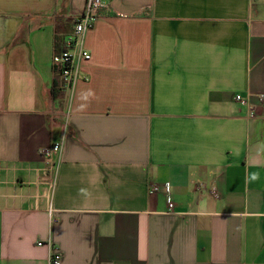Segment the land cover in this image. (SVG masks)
Listing matches in <instances>:
<instances>
[{"label":"crops","instance_id":"1","mask_svg":"<svg viewBox=\"0 0 264 264\" xmlns=\"http://www.w3.org/2000/svg\"><path fill=\"white\" fill-rule=\"evenodd\" d=\"M85 5L0 0V264H264V0H108L65 91Z\"/></svg>","mask_w":264,"mask_h":264},{"label":"built area","instance_id":"2","mask_svg":"<svg viewBox=\"0 0 264 264\" xmlns=\"http://www.w3.org/2000/svg\"><path fill=\"white\" fill-rule=\"evenodd\" d=\"M108 0H86L84 12L75 17L73 21V29L67 34L63 41V50L55 52L52 57V64L55 72L59 75L62 81V87L66 90H72L77 82L83 63L91 59V53L86 48L85 38L87 33L93 29L99 19L100 11L102 8L107 7ZM260 102L264 103V94H259ZM236 100L243 105L250 106L249 96L242 94L236 95ZM250 118L256 116L255 111L251 106L248 110ZM63 142H55L48 147L41 149L40 154L47 160V166L41 169L43 174V182L48 186V194L46 198L51 197V193L55 188L56 183V169L55 160L56 155H61L63 150ZM164 189L167 196V203L169 211L175 212V203L172 197L171 184L166 182L164 184H152L149 187V193L155 194L161 189ZM39 245L44 242H38ZM49 264H61V253L56 247H53Z\"/></svg>","mask_w":264,"mask_h":264},{"label":"trees","instance_id":"3","mask_svg":"<svg viewBox=\"0 0 264 264\" xmlns=\"http://www.w3.org/2000/svg\"><path fill=\"white\" fill-rule=\"evenodd\" d=\"M63 47H64L63 42L58 41L56 46V52H61L63 50Z\"/></svg>","mask_w":264,"mask_h":264}]
</instances>
